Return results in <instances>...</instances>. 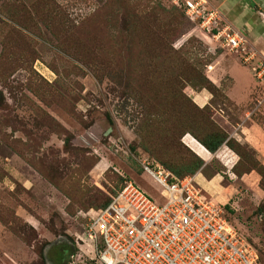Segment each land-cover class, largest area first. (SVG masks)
<instances>
[{
	"label": "rangeland",
	"instance_id": "obj_1",
	"mask_svg": "<svg viewBox=\"0 0 264 264\" xmlns=\"http://www.w3.org/2000/svg\"><path fill=\"white\" fill-rule=\"evenodd\" d=\"M207 1L257 51L251 5ZM240 54L169 0H0V264H93L83 213L129 180L162 202L143 159L194 178L264 264V165L236 123L264 86Z\"/></svg>",
	"mask_w": 264,
	"mask_h": 264
},
{
	"label": "built area",
	"instance_id": "obj_2",
	"mask_svg": "<svg viewBox=\"0 0 264 264\" xmlns=\"http://www.w3.org/2000/svg\"><path fill=\"white\" fill-rule=\"evenodd\" d=\"M169 1L220 47L242 52V62L250 65L255 82L264 86V57L252 47L246 50L243 35L220 11L207 0ZM139 165L162 202L129 180L105 206L83 213L86 223L77 239L86 242L93 264H258L218 216L219 210L207 204L193 178H177L145 159Z\"/></svg>",
	"mask_w": 264,
	"mask_h": 264
},
{
	"label": "crops",
	"instance_id": "obj_3",
	"mask_svg": "<svg viewBox=\"0 0 264 264\" xmlns=\"http://www.w3.org/2000/svg\"><path fill=\"white\" fill-rule=\"evenodd\" d=\"M229 1H234V3L232 4L233 6L230 7L229 11H232L233 7H236L237 11L235 10L233 15L236 16L237 18H238L237 15H239L240 13L241 15H243V12H240V7L238 5V1L241 0H222L220 6L222 5V7H229L230 5ZM243 1H247V3L245 4L247 6L251 5V7L249 8L252 9L250 10L253 11L255 14H259L260 16V18H258L255 21L256 22L255 26L248 24V21L245 23L248 25V28L251 29V31L253 30L254 32L258 33L255 43H253L255 46L253 44L252 45L256 48L257 51H259L264 55V0H243ZM224 3H226L227 5L223 6ZM245 15L248 16V14ZM235 28L238 29L237 27ZM232 68L234 69V67ZM236 80L237 79L234 78L235 82ZM248 82L249 81L247 82L245 81V86ZM230 93H235V96L234 94H232L233 96H231ZM242 93L243 92L241 91V89H236V91L233 89L231 92L230 91L228 92L229 96L234 98V100L240 99L242 97ZM257 109L260 115L254 114V116H251V114L255 113V112L253 113L251 112L250 116L246 115V117L242 118V120H239L240 122H236L237 124H239L237 132L242 137L245 144L255 153V156L258 159V161L262 165H264V109L260 107ZM220 150L216 151L215 154H217Z\"/></svg>",
	"mask_w": 264,
	"mask_h": 264
},
{
	"label": "trees",
	"instance_id": "obj_4",
	"mask_svg": "<svg viewBox=\"0 0 264 264\" xmlns=\"http://www.w3.org/2000/svg\"><path fill=\"white\" fill-rule=\"evenodd\" d=\"M176 10L178 11V12H180L177 8H176ZM181 13V12H180ZM182 14V13H181ZM183 15V14H182ZM184 17V16H183ZM185 18V17H184ZM185 135H188V134H183L182 136H181V138H180V142H181V144L183 145V143H182V138L185 136ZM201 146H203L209 153H213L214 151H215V149L219 146V144H220V141H216L213 145H209V144H207V143H205V142H200L199 143ZM184 146V145H183ZM185 148H186V146H184ZM191 154H193L188 148H186ZM194 155V154H193ZM197 159H199V160H201L200 158H198L196 155H194ZM202 161V160H201ZM165 168V167H164ZM165 169H167V168H165ZM168 170V169H167ZM169 171V170H168ZM171 172V171H170ZM172 173V172H171ZM197 173V172H196ZM195 173V174H196ZM173 174V173H172ZM194 174V175H195ZM174 175V174H173ZM175 177H177V178H181V177H183V176H176V175H174ZM118 177H120V175L118 176ZM195 180V179H194ZM109 197V196H108ZM109 199H110V197L108 198V199H106L102 204H101V206L99 207V208H101V207H103V206H105L106 204H107V202L109 201ZM258 261V260H257ZM258 264H259V262H258Z\"/></svg>",
	"mask_w": 264,
	"mask_h": 264
},
{
	"label": "bare ground",
	"instance_id": "obj_5",
	"mask_svg": "<svg viewBox=\"0 0 264 264\" xmlns=\"http://www.w3.org/2000/svg\"><path fill=\"white\" fill-rule=\"evenodd\" d=\"M194 179V178H193Z\"/></svg>",
	"mask_w": 264,
	"mask_h": 264
}]
</instances>
